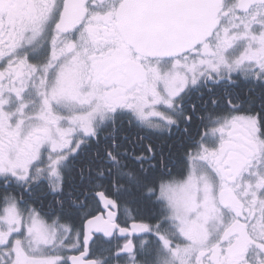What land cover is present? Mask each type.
I'll use <instances>...</instances> for the list:
<instances>
[{
  "label": "snow or ice",
  "instance_id": "6c2138e0",
  "mask_svg": "<svg viewBox=\"0 0 264 264\" xmlns=\"http://www.w3.org/2000/svg\"><path fill=\"white\" fill-rule=\"evenodd\" d=\"M0 264H264V0H0Z\"/></svg>",
  "mask_w": 264,
  "mask_h": 264
}]
</instances>
